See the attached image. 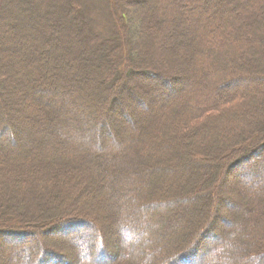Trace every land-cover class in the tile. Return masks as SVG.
<instances>
[{
	"label": "trees",
	"instance_id": "1",
	"mask_svg": "<svg viewBox=\"0 0 264 264\" xmlns=\"http://www.w3.org/2000/svg\"><path fill=\"white\" fill-rule=\"evenodd\" d=\"M89 3L0 0V236L86 224L56 248L10 246L6 264H264V0H104L109 17ZM84 90L99 113L75 110ZM223 203L243 206L226 232Z\"/></svg>",
	"mask_w": 264,
	"mask_h": 264
},
{
	"label": "rangeland",
	"instance_id": "2",
	"mask_svg": "<svg viewBox=\"0 0 264 264\" xmlns=\"http://www.w3.org/2000/svg\"><path fill=\"white\" fill-rule=\"evenodd\" d=\"M92 2H93V4L92 3H89L88 4V7H89V13H90V11L91 10H93L95 13H96V15H98V17L100 16V14H102V15H104V16H107V17H109V13L108 12H106V9H105V6H104V0H92ZM118 2V1H117ZM98 12V13H97ZM88 13V14H89ZM262 23V22H261ZM102 25H104V24H102ZM98 54H99V57H100V52H98ZM99 57L97 58V60L99 59ZM139 81L142 83V84H147L148 83V81L147 80H145V79H139ZM103 86H104V84H103ZM236 86H238V85H236ZM165 90V89H164ZM169 89H167V90H165L166 92L168 91ZM163 91V90H162ZM176 92H175V94L174 95H176V94H178V93H180L181 92V88L179 87L178 88V90H175ZM81 92H83V101H84V103L83 104H75L74 105V108H75V110L76 111H78L79 109H83L84 107H86V106H90V108H92L93 110H94V112L95 113H99V111L100 110H102L103 108H101L100 107V103L101 102H99V103H96V100L93 98V96H91V95H89L88 93H87V91L86 90H84V91H81ZM163 93V92H162ZM174 93V92H173ZM102 94H104V93H102ZM101 94V95H102ZM168 94H171V93H168ZM183 100H184V98H183ZM141 109H143V108H141ZM140 109V112H142V110ZM100 116V115H99ZM105 119V118H104ZM99 120V121H98ZM98 120H96L95 121V124L97 125L98 124V122H101L102 121V117H99L98 118ZM117 119L114 117V119H112V117L110 118V119H107L106 120V122H107V127H111L112 126V124H113V122H115ZM125 124V122L122 124V125H124ZM135 132V131H134ZM98 132L96 131V136H98V134H97ZM127 135L125 138H127V137H132L131 136V134H133V129H131V130H125L124 131V135ZM128 143H129V141H128ZM246 163L247 162H242V163H240V166L239 167H245L246 168ZM93 168V167H92ZM179 170H181L182 171V173H183V176H184V178H185V181L183 180L184 178L181 176V174L179 173V172H177V173H175V175H176V177H174L172 180H173V182L174 181H177V182H179L178 180L179 179H181V180H183V183H185V185L186 186H188L189 184L187 183L188 181L186 180V178L188 177V175H189V169H184V168H182V169H179ZM197 175V173L196 174H194V177ZM197 177V176H196ZM169 179H171V177H169ZM227 179H229V178H226V182H228V183H224L223 184V186H224V189H225V191L230 195V198H233L234 197V195H236V196H238V192L236 191V190H234V192H232V190H231V188H232V186H234V185H232V182H231V180H227ZM164 180H165V178H164ZM163 180V181H164ZM195 180H196V178H195ZM238 180V179H237ZM239 180H241L240 178H239ZM236 182V181H235ZM221 183H222V180H221ZM230 183V184H229ZM240 183H243V182H241V181H238L237 183H234L235 185H240ZM157 186H158V183H157ZM159 187V186H158ZM209 190V189H208ZM229 191V192H228ZM101 192H106L105 191V189H103ZM158 193H159V191H158ZM235 193V194H234ZM102 194V193H101ZM101 194H97L96 195V197L95 198H99L100 197V195ZM231 196H233V197H231ZM98 200H101V199H98ZM91 199L90 198H88V204L90 205V203H91ZM66 202H68V200H66L65 201V203L64 204H62L63 206H64V210H65V208L67 209V208H71L72 206H73V203L72 202H70V203H67L66 204ZM229 204V203H228ZM81 205V204H80ZM242 205H240V204H238V206L236 207V209L234 210H232L230 207H231V205L230 206H228L227 204H222V211H221V214L223 215V216H225L226 217V219H224L223 221H221L220 222V225H219V230L221 231H229L232 227H234L235 226V222H234V217L235 216H238V218H241V219H243V215H241V211L239 210L240 208H242L241 207ZM109 207V206H108ZM108 207H106V209H108ZM200 208H201V206H200ZM78 209L82 212V213H89V211H88V208L87 207H83V206H81V207H79L78 206ZM174 210H178V208H173ZM230 211V213H228L229 211ZM84 211V212H83ZM238 211H239V213H238ZM102 212V211H101ZM91 214H94V211L92 212H90ZM155 214L154 215H156V216H163L164 215V213L162 212V211H160V210H158V211H155L154 212ZM200 212L198 211V213L197 214H199ZM102 214L103 215H106L105 213H103L102 212ZM108 214H109V211H108ZM192 214V213H191ZM197 214H195V215H197ZM188 213H186V214H184V216L187 218L186 220L187 221H185V219L183 218H181L180 219V221H176V222H174L173 223V225H172V228L170 229V231H169V233H167L166 235H164V237L166 238L165 239V241H167L168 239H170V238H173V237H176V236H179L180 237V235H181V233H183L184 231L186 232V230L189 228L188 226V222L190 221V220H192L193 219V217H192V219L191 218H189L188 216ZM193 216H194V214H192ZM241 215V216H240ZM109 216V215H108ZM173 215L172 214H170L169 216H168V218L169 217H172ZM92 217V216H91ZM76 218H80V217H76ZM97 218V217H96ZM189 218V219H188ZM105 219V218H104ZM104 219H102V221H104ZM95 220V219H94ZM116 220H118V219H113V224L117 227V228H119V226H120V221H117L116 223H115V221ZM173 219H171V221H172ZM88 222H90V220H88ZM106 222H108V220L106 221ZM228 222H230V223H228ZM107 224V223H106ZM65 226H61V225H59V227H58V230H60V232H56L55 234H52V235H48V234H43V237H44V239H43V237H42V233L41 234H39V233H37L36 232V234H37V238L39 239V238H41V240L42 241H45L46 242V244L45 245H50L51 247H53V245H57V246H62V244H64V241H67L68 239H69V237H80V236H82L83 234H84V232L86 231V224L85 225H83V224H76V225H67V223H65L64 224ZM115 226H114V228H112V230L111 231H113L114 229H115ZM88 227V226H87ZM24 228H26V227H24ZM29 230H33L32 228H28ZM164 231V230H163ZM214 234L212 233V234H209L208 235V237L206 238V241L205 242H203V244L205 245V243H208L209 244V246L210 245H212L213 243H215V241H217V240H215V238L213 237V238H210V237H212ZM220 236V235H219ZM38 239H33V238H29V237H27V238H25V239H22V240H7V241H3V239H2V237L0 236V264H6V260H7V252H9L10 254H12L13 253V251L14 250H12V249H10V248H12V246H22V247H24V246H26V245H30V246H32V245H34V244H36L37 242H38ZM117 239V238H116ZM41 242V241H40ZM142 242V241H141ZM110 243V242H109ZM111 246H114V244H115V241H114V239L113 238H111ZM216 245H220V241L218 242H216ZM11 246V247H10ZM10 247V248H9ZM100 247V246H99ZM9 248V249H8ZM53 248H56V247H53ZM35 250V249H34ZM201 250L202 251H200L201 253H202V255L203 254H205V251H204V247L203 248H201ZM107 256H102V257H99L101 260H105L106 258H111L110 256L113 254V253H110L108 250H107ZM98 258V257H97ZM98 258V259H99ZM99 259V260H100ZM208 259H209V256L207 255V256H204V257H201V256H196V257H193L192 259H187V260H185V261H182L181 259H178L177 261H176V263H173V264H203L206 260L208 261ZM165 263H167V264H170V263H172L171 261H169V262H163V263H160V264H165Z\"/></svg>",
	"mask_w": 264,
	"mask_h": 264
}]
</instances>
